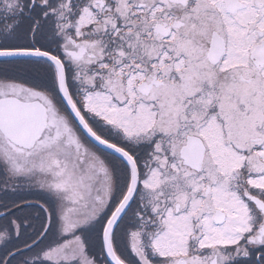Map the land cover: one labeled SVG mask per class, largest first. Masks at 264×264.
<instances>
[{
    "label": "snow or ice",
    "instance_id": "obj_1",
    "mask_svg": "<svg viewBox=\"0 0 264 264\" xmlns=\"http://www.w3.org/2000/svg\"><path fill=\"white\" fill-rule=\"evenodd\" d=\"M0 264H264V0H0Z\"/></svg>",
    "mask_w": 264,
    "mask_h": 264
}]
</instances>
